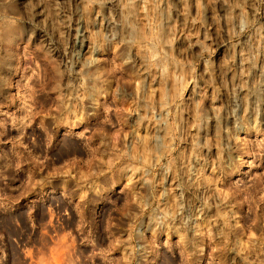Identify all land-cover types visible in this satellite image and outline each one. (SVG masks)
<instances>
[{
	"label": "clouds",
	"instance_id": "1",
	"mask_svg": "<svg viewBox=\"0 0 264 264\" xmlns=\"http://www.w3.org/2000/svg\"><path fill=\"white\" fill-rule=\"evenodd\" d=\"M77 200L68 264H264V0H0V264Z\"/></svg>",
	"mask_w": 264,
	"mask_h": 264
},
{
	"label": "rangeland",
	"instance_id": "2",
	"mask_svg": "<svg viewBox=\"0 0 264 264\" xmlns=\"http://www.w3.org/2000/svg\"><path fill=\"white\" fill-rule=\"evenodd\" d=\"M93 166L90 162L75 158L64 162V171L71 175H76L78 172V179L86 178L90 167ZM70 182L75 183V181ZM7 191L11 193L12 189L9 188ZM29 211L34 215L39 214L38 208H31ZM66 211L68 212V217L75 216V227L65 226L56 208L52 206L47 208V217L41 223L39 233L41 239L46 241V248H30L26 253L28 264H68L70 256L75 259L74 253L80 247L77 229L82 230L84 227H87L89 223L88 209L81 208L79 200H77L73 203L72 208ZM110 222L114 223L111 217L106 215L105 226ZM31 238V234H29V239Z\"/></svg>",
	"mask_w": 264,
	"mask_h": 264
}]
</instances>
